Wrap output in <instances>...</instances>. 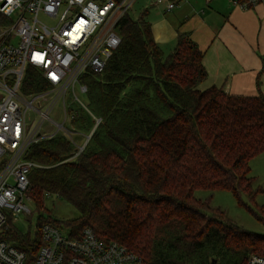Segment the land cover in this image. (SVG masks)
I'll return each mask as SVG.
<instances>
[{
	"label": "trees",
	"instance_id": "obj_1",
	"mask_svg": "<svg viewBox=\"0 0 264 264\" xmlns=\"http://www.w3.org/2000/svg\"><path fill=\"white\" fill-rule=\"evenodd\" d=\"M148 14L122 16L121 43L103 72L87 70L80 78L86 106L101 118L82 153L63 161L75 146L61 133L26 153L44 165L29 173L37 210L45 211L52 193L80 213L70 220L39 215L34 234L11 226L6 238L31 258L43 243L45 222L76 236L90 227L99 240H115L151 264H247L251 254H264L263 234L229 221L195 194L226 189L254 200L262 190L255 188L250 161L264 152V95L202 88L205 51L179 31L165 54ZM49 87L29 66L25 90ZM75 112L72 122L89 134L93 117L83 106Z\"/></svg>",
	"mask_w": 264,
	"mask_h": 264
},
{
	"label": "built area",
	"instance_id": "obj_2",
	"mask_svg": "<svg viewBox=\"0 0 264 264\" xmlns=\"http://www.w3.org/2000/svg\"><path fill=\"white\" fill-rule=\"evenodd\" d=\"M135 1L0 0V264H151L115 240H99L90 227L76 236L45 222L40 231L43 243L33 258L6 238L19 215L32 213L28 203L35 204L29 173L44 165L27 159L28 149L66 130L75 148L63 161L74 159L99 124L101 118L82 103L94 126L77 143L65 126L70 110L66 96L70 90L75 95L76 86L87 92L80 79L87 70L103 72L122 40L118 22ZM231 1L244 9L264 4V0ZM154 3L164 5L167 12L176 6L171 0ZM29 66L41 71L49 88L25 90ZM61 101L64 118L58 123L51 114ZM75 113L71 110L70 117ZM47 122L56 125L55 131L44 126ZM247 264H264V254H251Z\"/></svg>",
	"mask_w": 264,
	"mask_h": 264
},
{
	"label": "crops",
	"instance_id": "obj_3",
	"mask_svg": "<svg viewBox=\"0 0 264 264\" xmlns=\"http://www.w3.org/2000/svg\"><path fill=\"white\" fill-rule=\"evenodd\" d=\"M171 1L176 6L168 12L182 6L177 11V23L166 21L156 26L151 22L154 39L160 46H175L178 32H186L205 51L203 62L208 77L203 88L217 85L232 94L264 95V4L244 9L231 0ZM145 9L149 14L151 9L167 13L164 5L154 0H146ZM181 24L186 26L184 30Z\"/></svg>",
	"mask_w": 264,
	"mask_h": 264
},
{
	"label": "rangeland",
	"instance_id": "obj_4",
	"mask_svg": "<svg viewBox=\"0 0 264 264\" xmlns=\"http://www.w3.org/2000/svg\"><path fill=\"white\" fill-rule=\"evenodd\" d=\"M145 4L146 0H136L132 5V10L130 12L131 16L133 18H138L142 11H144ZM181 7L182 6L180 4V6H177L174 11L167 13H160L158 10L151 9L149 19L156 26L164 25L166 24V21H168L170 24H173L176 22V19H178L177 11L181 9ZM185 21L186 19L182 20V22ZM181 25V29L184 30V27L186 26L184 24ZM162 45L163 46L161 47H163L165 53L167 54L174 47L169 46L168 43H164ZM263 84L264 82L262 80V86ZM75 95L78 97V100L74 97ZM75 95L73 93V90H70L66 96L65 103L73 106V110L76 111V109L82 108V103H84L85 105L88 104L89 96H87V94L85 93H82L79 86L75 87ZM63 108V101L58 102L56 108L54 109L55 111H53L51 114V117L54 120L58 121V123L63 121ZM71 110L72 109L68 110L69 119L65 121V126L71 131V135L74 140L77 143H80L84 140V132L80 128H78L75 123L72 122V119L70 117ZM44 126L46 128L48 127V129H52V131H55V129L57 128L56 125H51L48 122ZM60 133L65 134L68 137L70 135L66 130ZM250 163L251 174L255 179V188L262 189L257 193L254 200H251L245 193H242L240 198H237L234 192L226 189H217L213 191L207 189H197L195 194L196 197L201 200L210 199L212 207L222 210L224 213V217L229 221L239 225L247 231L264 235V152L254 156L251 159ZM28 205L31 208L32 213H23L19 215L17 220L15 221V225L19 230H22L23 233L31 231V233L34 234L37 227L36 225L38 216H47V212L51 213L55 218L62 220L74 219L80 214L74 205H72L66 199L52 193L46 195L44 205L45 211L37 210L36 205L32 202H29Z\"/></svg>",
	"mask_w": 264,
	"mask_h": 264
},
{
	"label": "snow or ice",
	"instance_id": "obj_5",
	"mask_svg": "<svg viewBox=\"0 0 264 264\" xmlns=\"http://www.w3.org/2000/svg\"><path fill=\"white\" fill-rule=\"evenodd\" d=\"M9 2H11V0H9Z\"/></svg>",
	"mask_w": 264,
	"mask_h": 264
}]
</instances>
